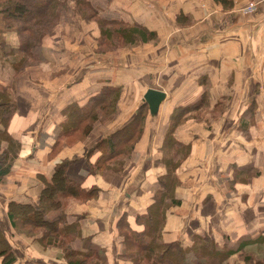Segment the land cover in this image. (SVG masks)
Listing matches in <instances>:
<instances>
[{"label": "crops", "instance_id": "1", "mask_svg": "<svg viewBox=\"0 0 264 264\" xmlns=\"http://www.w3.org/2000/svg\"><path fill=\"white\" fill-rule=\"evenodd\" d=\"M249 1L115 0L118 9L111 16L156 30V47L145 44L150 49L106 56L73 43L74 30L72 39L59 31L62 39L51 36L45 43L48 59L41 65L49 74L34 71L38 79L16 74L0 57V84L14 83L18 103L9 131L23 141L10 181L0 184L3 231L8 204L38 202L44 178H51L56 163L70 159L67 175L84 189L97 186L100 191L97 198L69 208L68 222L78 221L83 235L105 249L109 264H133L120 257L124 244L118 221L124 217L133 230L143 231L137 217L147 213L160 188L159 177L167 173L161 159L170 115L208 91L209 109L218 116L209 125L188 119L174 132L190 152L176 171L182 182L176 189L181 204L166 215L164 239L187 243L195 233L205 232L221 246L242 249L228 262L244 249L264 245V0H257V11L246 14ZM107 85L123 91L118 114L108 123L98 121L83 141L52 154L62 129V109L74 102L86 104ZM153 88L166 93L154 114L145 101ZM143 103L148 114L145 130L125 170L110 179L91 173L89 164L102 154L95 150L99 139L125 126ZM217 170L228 173L220 180L212 174ZM219 180L230 188L233 182L235 192L225 194ZM8 226L14 234L10 222ZM19 240V246L11 243L15 264L66 263L60 250L42 249L48 253L42 257L35 245ZM73 247L82 249V241L77 239Z\"/></svg>", "mask_w": 264, "mask_h": 264}, {"label": "trees", "instance_id": "2", "mask_svg": "<svg viewBox=\"0 0 264 264\" xmlns=\"http://www.w3.org/2000/svg\"><path fill=\"white\" fill-rule=\"evenodd\" d=\"M80 1L85 9L95 11L100 17L99 21L103 25L105 33L103 35L110 37L109 39L112 38V41L115 40L114 35L120 37L125 44L159 41L156 30L149 29L145 24L128 22L113 16L101 17L98 9L94 4L92 5L90 0ZM66 4L62 0H0V54L1 58L4 57L5 62L11 63L16 74H20L25 67L31 64H38L48 59L45 43L51 37V33H54L55 27L60 25V21L63 23L69 18L68 15H65V19L63 17V9ZM79 6L80 3L76 8ZM70 19L73 20L71 17ZM108 26H115L119 30L109 28L105 31L104 28ZM110 30L114 31L111 32V35ZM8 31L17 33L18 45L11 47L2 37ZM10 57L13 61L10 60ZM120 90L119 87L113 85L103 86L86 104L80 106L74 102L62 109V129L55 137L51 153L57 154L64 145L68 146L86 139L95 122L109 118L116 111L112 108L108 110V108L111 102L115 106V96H118ZM208 94L209 92L205 91L196 102L175 108L170 116V127L162 146V150H166L162 157V163L165 164L167 173L159 177L160 188L156 191L153 203L149 206L147 213L137 217L136 221L144 224L143 231L133 230L124 217L118 221L119 234L123 237L124 250L126 251L121 255V258L132 261L133 264H142L145 259L149 260L151 264H230L227 260L242 250L240 247L231 249L221 246L209 234L201 231L195 233L187 243L182 240L165 241L163 235L168 210L171 205L181 204V201L175 198L173 190L179 182L176 171L190 152V146L179 142L174 132L184 120L189 119L192 113L194 115H191L190 118L196 120L202 109L211 107ZM17 106L14 83L7 86L0 84V145L5 144L3 149L0 147V182L11 176L14 162L20 157L23 148V141L12 133L10 134L9 131L11 120L17 112ZM254 108L255 105L252 106L250 112L254 113ZM146 113L147 104L143 103L134 118L125 126L97 142L95 150L101 151L102 154L94 165L89 164L91 173H102L106 176L105 171H108L109 175L113 177L125 170L127 160L132 157L144 133ZM206 123L209 124L208 121ZM88 152L90 154L91 150ZM72 161L69 159L59 162L55 165L56 169L51 175V180L44 178L45 183L39 194L38 202L11 201L7 207L8 217L11 225L15 227V223H17L15 212L29 211L31 215L28 217L19 215L20 219L18 220L21 223H31L30 225H33L34 228L45 229L44 232L47 235L54 233L71 242L73 239H80L82 249H75L72 246L68 251L69 255L66 256L67 264H109L105 249L97 244L92 236L82 237L78 221L69 223L66 213L60 211L57 214H51L57 206L63 208L66 201L71 198L85 202L99 196L100 188L97 186L84 189L82 183L67 175V166ZM61 181L68 188L63 192L55 193L57 185ZM232 186H234L233 182ZM54 193L56 196L52 195ZM169 199L170 202H168ZM44 239L50 240L49 244L56 246L54 240L56 238L45 236ZM1 258L2 264H15L17 261L10 241L0 228Z\"/></svg>", "mask_w": 264, "mask_h": 264}, {"label": "rangeland", "instance_id": "3", "mask_svg": "<svg viewBox=\"0 0 264 264\" xmlns=\"http://www.w3.org/2000/svg\"><path fill=\"white\" fill-rule=\"evenodd\" d=\"M62 1L67 3L65 6V9H63L64 10V12H63L64 19H65V15H68V17L73 18V20L72 19L69 20V18H67L65 21H63V23H61V21H60V23H59L60 25L58 27H55L54 33H51L52 34L51 36H53L55 38L62 39L58 33L59 31H61L65 38L70 39L72 37V35H74V33L71 30H74L75 36H73V39L71 38L72 39L71 41L73 43H76L78 41L80 44L86 46V49H91L93 52L96 51L97 53L102 54V55H106V56H108L109 54L120 55V54H123L124 52H128L129 54H131V52H138V51L147 50L150 47V46L148 47L147 45H153L156 47L157 43L160 41V36H159V39H158L159 41H157V42L152 40V41L147 42V43L139 42L137 44H125V42L123 40H121L120 37H118L117 35H114V36L112 35L116 40V41L115 40L112 41V38L109 39L110 37L108 38L106 35H103V33H104L103 32V25L100 23V21H99L100 17L95 13V11L85 9L82 6V3L80 0H62ZM90 1H91L92 5L94 4V6L98 9L99 15L101 17L111 16V14H114L113 12L118 9L116 7L117 4H116L115 0L114 1L113 0H90ZM127 1H130V0H127ZM79 3H80V6L76 8V6H78ZM110 4L113 5L111 7L112 8L111 13L109 12V10H110L109 5ZM136 10H138L137 6H136ZM90 16H93V17H90ZM88 17H90V18H88ZM109 28L119 30V28H117L115 26H108L107 28H104V30L106 31ZM111 32H114V31L110 30V35H111ZM2 37L7 41L8 45H10L11 47L19 44V39H18L17 33L14 31H8ZM65 38H64V40H65ZM145 44H147V45H145ZM86 52L89 53L88 51H86ZM0 57H1V54H0ZM3 58H1V60H3ZM11 58L12 57H10V60L13 61ZM41 63L31 64V65L25 67L24 71L21 72L20 75H22L23 77L28 76V77H32L34 79H38L39 78V77H37L38 73H41L43 75L49 74L47 72L46 67H43L41 65ZM34 71H38V73H35ZM15 89H16V87H15ZM123 95H124L123 91L120 90L118 93V96L117 95L115 96V101H114L115 106L112 105V102H111L110 107L108 108V110H111V108H112L113 110H116V111L113 114H111V116L109 118L104 119L103 121H99V122L108 123L118 114V111L120 109L119 103H120V100H122ZM198 114L200 116H199V118L196 119V121L198 119H202V120H198V121L199 122H205V123H206V121H208L209 124H211V122L213 121V118L216 115H218L219 113L217 110L214 111L212 109L206 108V109H202ZM191 115H194V113H192ZM147 116H148V114L146 113L145 117L147 118ZM190 116H189V121L193 120V118H190ZM187 120L188 119L184 120L183 123H187L188 122ZM97 122H95L93 128L95 127ZM183 123L181 125H183ZM100 139H102V138H100ZM1 145H0V147H1V149H3V147H5V144H1ZM64 147H65V145L60 150H62ZM165 151L163 150L162 153H165ZM17 160H18V158L14 162V166H13L14 169L18 163ZM61 162L62 161H60V163ZM56 164H58V163H56ZM54 169H56L55 166H54ZM227 173H228V170H227V172H220L217 170L216 172H213L212 174H214V176L216 175L217 177H220V180H222L223 178L221 176H225V175H227ZM105 174H106L105 177L107 179L111 178L108 171H105ZM235 175L236 174L234 172L233 173L234 179H236ZM177 178H178V176H177ZM49 180H51V178H49ZM220 180L218 181V183L220 182V184L223 186L222 190L225 192V194H228L229 191L231 192L232 190H234V186H231L232 188H230L228 183H226V181H224V180L220 181ZM8 181H10L9 178L0 182V184H7ZM181 183L182 182L179 179V182L176 184V186L173 189L175 192V194H174L175 198H177L176 197V193H177L176 189L180 186ZM67 188H68L67 185L63 181H61V183H59L57 185V189H56L55 193L63 192ZM195 192H196V194H198L199 191L195 190ZM234 192H235V190H234ZM55 193L52 195L56 196ZM199 193H201V192H199ZM170 201L171 200L169 199L168 202H170ZM76 202L84 203V202H81V201H78L76 199L71 198L70 200L66 201V204L64 205L63 208L57 206V208H55V210H53L51 212V214L52 215L57 214L58 211L67 214L68 209L69 208L71 209V207ZM172 207H174V205H171V208ZM171 208L168 210V212L171 210ZM168 212H167V214H168ZM14 215H15V219L17 222V223H15V227L12 225L13 228H15L14 234L11 235L9 232L8 224L10 222V219L7 222L5 221V231L6 232H4V233H5V236L7 237V239L10 241V243H13L14 245L16 244V246H19V243L22 244V242H23L22 240H19V239L22 238L25 242H28L31 245H35L36 249L42 253H44L42 251V249L43 250H46V249L57 250V251L60 250V252L62 253V255L65 259V262H66L65 264H67V257L66 256L69 255L68 251H69V249L72 248L74 242L77 239H73L71 242L70 240L68 241L67 239L62 238L59 235H55L54 233H50L47 235V233L44 232L45 229L34 228L33 225H30L31 223H29V224L21 223L18 220V219H20L19 215L20 216L23 215V216L28 217L29 215H31V212H29V211L25 212V213L15 212ZM10 225H11V222H10ZM2 227H4V226L2 224H0L1 230H3ZM80 229H81V227H80ZM81 233H82V237L89 236V235L84 236L82 229H81ZM45 236H52L53 238H56V239H54L56 246H55V244H49L50 240L47 241V239H44ZM263 247H264V245H262L261 247H258L255 250L244 249V251H242L240 254L232 257L230 264H264V248ZM50 253H51V251H50ZM125 253H126V251L124 250L123 254H125ZM40 255L42 257H44V256L46 257V256H48V253L45 252L44 254H40ZM52 256L53 255L51 253V257ZM123 259H125V258H123ZM148 263L151 264V262L149 260H148Z\"/></svg>", "mask_w": 264, "mask_h": 264}, {"label": "water", "instance_id": "4", "mask_svg": "<svg viewBox=\"0 0 264 264\" xmlns=\"http://www.w3.org/2000/svg\"><path fill=\"white\" fill-rule=\"evenodd\" d=\"M145 95V101L150 107L152 114L157 113L160 109L161 103L166 99V93L159 89L153 88L149 89Z\"/></svg>", "mask_w": 264, "mask_h": 264}, {"label": "built area", "instance_id": "5", "mask_svg": "<svg viewBox=\"0 0 264 264\" xmlns=\"http://www.w3.org/2000/svg\"><path fill=\"white\" fill-rule=\"evenodd\" d=\"M259 8V4L257 0H250L248 2V5L244 8V13L246 14H251V12H255L257 11V9Z\"/></svg>", "mask_w": 264, "mask_h": 264}]
</instances>
